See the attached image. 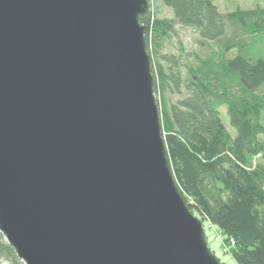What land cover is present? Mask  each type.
<instances>
[{"label": "water", "instance_id": "1", "mask_svg": "<svg viewBox=\"0 0 264 264\" xmlns=\"http://www.w3.org/2000/svg\"><path fill=\"white\" fill-rule=\"evenodd\" d=\"M149 0H0V232L23 264H222L169 163Z\"/></svg>", "mask_w": 264, "mask_h": 264}, {"label": "trees", "instance_id": "2", "mask_svg": "<svg viewBox=\"0 0 264 264\" xmlns=\"http://www.w3.org/2000/svg\"><path fill=\"white\" fill-rule=\"evenodd\" d=\"M161 1L172 19L156 17L151 10L140 17L151 58L176 24L193 27L202 41L222 45V51L205 59L192 54L196 64L184 66V73L179 65L175 68L173 56H161L172 63L168 70L158 59L152 64L176 184L202 223L234 240L230 254L237 264H264V92H257L264 85V52L258 48L264 8L224 13L215 0ZM229 26L248 34L251 45L241 37L227 39ZM233 46L238 52L228 57L225 51ZM170 82L177 91L184 88L183 97L172 103L165 97ZM221 106L234 134L221 119ZM0 264H23L1 232Z\"/></svg>", "mask_w": 264, "mask_h": 264}, {"label": "rangeland", "instance_id": "3", "mask_svg": "<svg viewBox=\"0 0 264 264\" xmlns=\"http://www.w3.org/2000/svg\"><path fill=\"white\" fill-rule=\"evenodd\" d=\"M216 5L218 6L221 12H231L234 10H250L256 6L264 8V0H215ZM149 10L153 13L154 16L159 18L172 19L173 13L171 9L165 6L161 0H149ZM238 37H241V40L245 41L248 45L252 43V38L248 34H240L236 26H229L228 33L226 38L234 41ZM240 40V39H239ZM222 45L217 41H202L198 36L197 31L190 26H185L181 24H176L174 30L170 32V35L165 37L158 47L157 53L154 54V57L151 58V62L156 61L157 59L161 61V64L166 70L172 63L161 59L162 55L167 57L173 56L175 59V68L179 65L180 70L184 73L186 65L189 63L196 64V59L192 54L197 55L198 58L205 59L210 54H217L222 51ZM252 48V47H250ZM258 48L264 52V35L258 42ZM228 57H232L238 52L237 46H233L229 50L225 51ZM150 54V53H149ZM159 57V58H158ZM184 88H181L180 91L174 87L173 83H169L167 89H165V97L168 103L175 102L177 99L183 97ZM258 93L264 92V85H262L257 90ZM156 102L160 109V94L159 92L154 91ZM220 115L223 123L231 134H234V129L230 126L226 109L224 106L219 108ZM205 238L208 244V247L222 264H237L233 257L230 254L231 248L234 246L230 238L225 240V236L220 230L210 225L208 222L202 223Z\"/></svg>", "mask_w": 264, "mask_h": 264}, {"label": "built area", "instance_id": "4", "mask_svg": "<svg viewBox=\"0 0 264 264\" xmlns=\"http://www.w3.org/2000/svg\"><path fill=\"white\" fill-rule=\"evenodd\" d=\"M231 242H232V245H234V240L232 238H230Z\"/></svg>", "mask_w": 264, "mask_h": 264}]
</instances>
